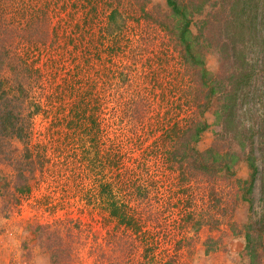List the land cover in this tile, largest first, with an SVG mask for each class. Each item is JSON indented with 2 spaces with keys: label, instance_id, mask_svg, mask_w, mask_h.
<instances>
[{
  "label": "rangeland",
  "instance_id": "1",
  "mask_svg": "<svg viewBox=\"0 0 264 264\" xmlns=\"http://www.w3.org/2000/svg\"><path fill=\"white\" fill-rule=\"evenodd\" d=\"M203 16H195L192 29L203 34L207 68L219 74L220 40L230 44L234 37L239 48L251 43L216 19L201 27ZM167 28L176 27L166 0H0V75L13 88L31 81L23 104L25 112L35 110L26 142L0 133V264H165L170 258L250 264V221L255 262L264 264V232L256 223L263 202L250 209L236 177L200 171L193 177L195 169L179 167L170 155L173 126L203 117L205 98ZM212 101L204 110L210 127L195 144L200 151L223 128L225 147L238 148L233 136L253 125L260 131L256 146L264 142L260 98L251 110L239 101L236 120L225 127L213 113L222 99ZM256 154L263 169L264 157ZM17 161L27 167L25 193L15 187ZM236 173L249 176L245 159ZM111 194L128 204L132 225L111 214Z\"/></svg>",
  "mask_w": 264,
  "mask_h": 264
},
{
  "label": "trees",
  "instance_id": "2",
  "mask_svg": "<svg viewBox=\"0 0 264 264\" xmlns=\"http://www.w3.org/2000/svg\"><path fill=\"white\" fill-rule=\"evenodd\" d=\"M166 2L170 10V20L173 18L176 27L167 29L175 34L179 40L183 62L198 86L203 88L202 93H204V96L201 95L202 93L200 94V91L197 95L205 98V101L200 104L201 107H204L201 111L203 117L196 119L193 125H187L185 128L178 126V124L173 126V134L176 136V140L170 155L179 167L183 169L188 167V170L195 169V172L190 171L189 173L193 177L197 171L210 176L223 175L228 179L236 177L235 180L239 182L243 190V199L248 201L250 209H253L257 200L264 204V168L260 169L256 161V149H259L264 157V145H262L264 142L262 141L259 146L255 144L256 134L260 132L254 130L253 127L256 125L244 127L235 133L233 138L238 143V148H234L233 145L225 147L224 134L228 132V128L221 130L223 135L217 133L215 142L205 151H200L195 144L200 141L203 132L210 127V122L204 117V110L208 105L213 104L212 99L214 97L218 96L222 99L213 113L216 121L221 122L220 124L223 127L236 120L238 106L240 105L239 101H241V104L249 102L250 110L257 103L256 99L260 98L261 102H264V87L259 85L260 81L264 83V0H166ZM217 3L220 4L219 8H214ZM117 14V10L111 13L112 20L115 19ZM196 15H204L201 19V27L210 26L212 21L214 22V19H216L220 28L227 23V30L228 28H237L235 30L237 37H245V44L248 41L251 43L249 47L245 45L239 48L237 42L233 41L237 39L232 35L231 45L228 43V39L220 40L216 44L222 60V71L219 74L212 73L206 66L205 54H203L204 46L200 44V42H204L201 39L203 34H195L192 29ZM228 38H230L229 34ZM6 52L9 53L10 51L7 50ZM229 62L233 64L232 67L227 64ZM30 82L24 83L20 80L17 88H13L10 79L0 75V133L25 142L30 136L28 119L35 111L25 112L24 110L23 102L28 97L25 85ZM20 101H22V104L17 108L16 102ZM21 107L22 109H20ZM257 117L260 118V122L257 121V123H260L261 133H263L264 113L258 114ZM187 136L188 139L180 144L181 139ZM241 159L246 160L250 170L249 176L244 179L237 178L236 173ZM9 160L13 162V156H9ZM114 163H117V160ZM15 166L17 167L16 190L20 193L28 192L30 184L23 172L24 168H27L26 165L24 166L22 161H17ZM259 180H261V194L256 199L254 195L255 187ZM136 188L141 194L142 187L137 186ZM106 190L104 189V191ZM147 193L144 192V194ZM108 204L110 205L111 214L115 215L121 223L132 225L133 216L128 214V204L126 202H119L115 194H111L108 197ZM254 223L250 221L245 224L246 249L250 264H256L255 261H258L259 255L254 245ZM256 223L260 224L259 230L264 232V216L257 219ZM209 242L213 243L212 240H209ZM209 249L207 248V251ZM139 264H146V262H140ZM165 264H175V260L170 258L165 261Z\"/></svg>",
  "mask_w": 264,
  "mask_h": 264
}]
</instances>
